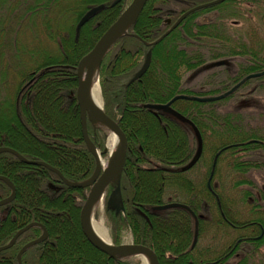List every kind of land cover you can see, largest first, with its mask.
Masks as SVG:
<instances>
[{"label":"trees","instance_id":"1","mask_svg":"<svg viewBox=\"0 0 264 264\" xmlns=\"http://www.w3.org/2000/svg\"><path fill=\"white\" fill-rule=\"evenodd\" d=\"M7 1L9 0L0 1V5ZM130 1L77 0L73 6L62 8L63 12L60 13L65 15H61L60 20L67 19V24L64 25L62 20L60 24L55 22V30L47 34L48 38H55L57 41L58 53L41 56V60H36L38 63H34L33 67L25 71L21 60V56L25 52L24 44L19 45L18 37L10 40L5 35L2 36V41H0V85L5 86L0 88L3 92V95L0 96V114L4 115L3 119L7 123L6 125L0 123V146L14 148L26 158L45 161L57 168L65 178L71 181L83 180L91 174L95 166V159L86 147L81 134L75 96L76 72L74 65L116 19L124 8V2L129 3ZM207 1L210 0H146L138 17L128 27L127 33L113 42L98 68L103 110L118 123L127 139L125 162L120 177L124 210L116 213L113 209L104 207L114 233L112 242L119 243V233L128 229L134 243H142L155 251L159 264H221L222 262L226 264L228 256L235 250L231 249L228 256L223 255L230 251L226 248L224 252H219L214 257H202L195 253L196 242L192 245L193 240L190 238L193 237L194 230L193 217L189 211L182 207L156 211L149 209L166 202L163 201V195L167 190L172 193L173 198L177 197L171 201L186 204L195 213L199 207L204 209L202 205L206 203L209 208L207 195L211 194L210 191L204 195L201 189H193L196 185L187 179V170L180 169L186 164L195 149V142H190L191 136L186 125L167 113L144 106L146 103H165L177 94H193L182 87L183 79L177 72L180 68L192 71L209 61L242 53L240 50L223 44H217L218 46L214 44L222 40V33H224L221 28L222 23L218 21L219 16L218 20L212 19L208 22L197 20L204 13L231 6L235 0H223L217 4L189 12L160 41L148 44L163 34L181 13ZM48 2L51 0H44L45 5ZM16 3L18 1L13 6ZM98 5H101V8L96 10L77 29V22L81 16ZM36 6L27 7L28 14L36 15L41 9ZM33 7L38 10H34ZM1 9L3 8L0 6V11ZM67 13H69L68 16ZM18 16V14L11 16L12 21H17ZM164 17L168 19L165 24ZM45 22V29H51L50 26H53L54 23ZM34 23L31 18L26 27L33 28L35 27ZM149 49L151 51L150 63L146 71L140 78L130 82V78L142 64L145 53ZM4 56L7 57L6 60L3 58ZM123 59H130L129 64L116 72L114 68ZM10 66L15 73L21 75L20 82L12 87L13 93L7 89L8 86L5 83ZM239 67L240 70L237 74L231 77L226 74L222 78L225 85L224 90L230 88L248 73L264 70V58L250 57L244 63H240ZM213 78L220 77L216 74ZM261 78L264 79V74L248 78L240 84L235 92L221 100L236 95V91L240 87L255 80H262ZM194 93L201 95L197 92ZM214 103L215 101L176 99L171 103V106L192 120L201 135L209 130L221 144L226 141L236 142L230 133L225 134L218 130L220 123L216 122L217 113L212 108ZM68 116L71 120L69 128L66 125ZM26 117L31 118L34 123L31 125H34L36 129L30 125ZM226 119L227 116L225 125L232 127V120ZM86 125L91 141L100 149V154L105 155L106 151L103 145L107 131L90 122H87ZM47 128H52L54 132H49L50 129ZM230 131L232 134L237 133L236 135L240 136L237 142H244V150L253 151L264 147V145H260L263 141L257 139L260 136H243L245 132L241 131L239 127L236 130L231 128ZM42 132L55 136L54 139H51L55 144L53 145L47 138L49 136H44ZM61 134L71 141L61 140ZM260 140L262 139L260 138ZM152 141H156V145L151 144ZM221 144L217 143L218 146L215 145V150L223 145ZM61 146L63 151L59 152V149L62 150ZM49 154H57L58 157L52 160ZM234 166L236 168L245 167L241 169L242 172H245L248 168L257 166V162H241ZM0 174L6 176L15 188L14 198L10 202L0 205V245L7 243L17 229L32 221L42 222L48 230L45 240L31 245L22 253L21 264H139V260L135 256L112 259L94 248L83 236L78 222V211L85 199L87 188L67 186L53 171L40 165L31 164L28 166L10 152H0ZM245 183L249 184L250 182L242 179L235 185ZM112 187L113 183L107 186L105 198ZM9 193L10 188L7 183L0 180V199L8 196ZM182 194L187 197L183 198ZM69 199L70 201H68ZM263 199L262 194L258 196L259 203ZM66 203L71 204V208L70 206L66 207ZM214 204L218 215L222 214L227 219L224 218L222 222L219 221L223 218L221 220L211 219L213 224L219 226L220 223H226L228 227L237 229L236 221L228 218L229 215L223 208L224 203L214 197ZM257 207L259 208V205L253 204L250 210L257 209ZM137 208L145 212L147 220L138 213ZM60 222L65 226L63 227ZM204 222L205 220L198 218L196 240L202 231ZM69 223H72L75 228L80 244L85 247V250L75 244V234H72L70 240H67L64 239V234L59 233L64 232ZM254 225L258 226L254 228ZM238 226L239 228L253 226L250 228L260 232L264 227V220L259 217L247 218L246 221L238 223ZM39 234L40 228L36 226H31L23 231L10 247L0 251V264H17L16 253L18 250ZM257 235L258 233L241 236L243 238L240 240V244H245V254L239 264H253L251 263L252 252L264 243V235L259 238L256 237ZM62 239L64 247L59 248ZM190 240L192 241L190 242Z\"/></svg>","mask_w":264,"mask_h":264},{"label":"rangeland","instance_id":"2","mask_svg":"<svg viewBox=\"0 0 264 264\" xmlns=\"http://www.w3.org/2000/svg\"><path fill=\"white\" fill-rule=\"evenodd\" d=\"M16 1H18V3L13 6ZM76 2L77 0H56L55 2L54 0H51V2H48L45 5L44 0H9L0 5L3 8L0 11V41H2V36L5 35L6 38L10 40H12V38L18 37L17 41L19 45L24 44L25 52L21 56L22 63L25 66L23 69L24 71L26 69H29L30 67H33L34 63H38V61L36 60H41V56L52 53H58L57 41L55 40V38H48L47 34L52 33V30H55V22H58L60 24V21L62 20L64 25L67 24V19L65 20V18H62L60 20V16L65 15L60 12H63L62 8L66 6H73ZM127 4L128 2H124V7ZM30 6H36V8L41 9H39L36 15H30L28 14L29 10L27 8ZM15 8L17 9L15 10ZM33 8L34 10L36 9L35 7ZM15 14L19 15L17 21H12L11 16ZM66 15L68 16L69 13H67ZM218 16L219 20L217 19ZM31 18H33L35 22V27L27 28L26 24L28 21H30ZM212 19L218 20L220 23H222L221 28L222 32H224L222 33V40L214 44L216 46H218L217 44H223L227 47L234 48L235 50H240L242 51V53L234 54L228 57H222V59L220 58L213 61H209V63L207 62L205 64H202L192 71H185L180 68L177 72L181 75V78L183 79L182 87L191 91L193 93L192 95H196L194 92H197L201 94L197 96L209 97L223 93L225 91V85L222 82V78H224L226 74L229 77L233 76L234 74H237L240 70V63H244L250 57L256 56V58H264V0H254L249 2L235 0L231 6L204 13L197 20L199 22H208ZM44 22L54 24L53 26H50L51 29L47 30L45 29ZM167 22V17H164V24ZM11 23L13 25H10ZM3 58H5V60L7 59L6 56H4ZM129 60H120L119 64H117L114 70L117 72L119 69L124 68L127 64H129ZM219 61H221V63H217ZM75 66L76 65H74V67ZM11 67L12 66L8 67L9 74L7 75V80L5 81V83L7 84L6 86H8L7 89L13 93L12 87L16 83L20 82L21 75L19 76V73H15ZM216 74H218L220 78H213L214 76H216ZM261 79L262 80H255L254 82L247 83L243 87H240V89L236 91V95L232 97L223 100H221L222 98L212 100L215 101V105L212 108H214V111H216L217 113L216 122L220 123L218 130L220 132L223 131V133L225 132V134L230 133V135H232V139L236 142L226 141L222 142V145L221 142L218 141L219 139L217 140L213 137L214 134L212 132L210 133L209 130H206L204 134L205 142H203L202 157L193 167L186 171L187 179H189L192 184L196 185L193 189H201L204 195H207V192L209 193V191L211 193L210 195H207L208 200L207 198H205L207 202H209V208L206 206L207 203L202 205L204 209H201L199 207V210H197V213L194 212V216L192 218L193 230L195 226V223L193 224V222H195V218L196 220H198L197 214H201V216L203 215V218H205V222L202 226V231L200 235H198L196 244L194 246L195 253L200 254L202 257H214L219 254V252H224L227 246L233 242L232 240L238 234L241 236L247 234L256 235L257 233L260 236L264 235V227L262 230L263 232L261 233L258 232L257 229H255L254 231L250 228L253 226H247L236 230L232 229L230 226L228 227L226 223H220L219 226H215L213 224L214 222L211 221V219L221 220L223 218L221 221H219L222 222L224 218L227 219L222 214L218 215L217 210L214 208V197L219 198V200L224 203L223 208L225 212L229 215L228 218H230L231 220L233 219L238 223L246 221L247 218L259 217L264 220V199L262 200L263 202L261 201V203H259L258 200V196H260L261 194L264 197V147H262V149L259 148L253 151L244 150V142H237L240 136L236 135L237 133L232 134L230 131L231 128H235L236 130V128L239 127L241 131L245 132L243 136H260V138L262 139L261 141H263L260 143V145H264V79ZM94 82L98 86L100 102L103 106V98L101 95V86L99 82L98 73L95 75ZM4 86L5 85H0V88L2 89L4 88ZM238 87H236V89ZM1 89L0 96L3 95ZM235 90L233 92H235ZM3 116V114H0V123H5L6 125L7 122L5 121V119H3ZM226 116V120H232V127L225 125ZM26 119L29 121L30 125L34 124L31 121L30 117H26ZM66 125L68 128L71 127V120L69 116ZM31 126L34 127V125ZM34 128L36 129V127ZM47 129H50L49 132L53 131L52 128ZM187 130L189 131L191 136L190 142H194L192 130L189 127H187ZM238 130L237 132H239ZM42 133L44 136H49L47 137L49 141H51L53 145L55 144L54 141L51 140L54 139L55 136L48 135L47 132ZM110 133L111 132H107L104 139L103 146L104 150L106 151L105 155L100 154V159L102 160V162L104 161V163L107 162L110 156V148L107 145V138ZM243 136L242 138H245ZM56 137H59V135H56ZM60 137L61 140H63L64 142L71 141V139L68 140L67 138H65L64 135ZM260 138L257 139L260 140ZM156 143V141L151 142V144L153 145H156ZM217 143H220L222 146H220L218 150H215V145ZM233 145L235 147L231 148L230 146ZM217 146L218 145H216V147ZM61 149V151L59 149V152L63 151V147ZM96 150L100 152V149L97 146ZM49 155L52 157L50 158L52 160L58 157L57 154ZM213 159L215 161L214 166H212ZM241 162H257V166L250 167L245 172H242L241 169L245 167L240 166L236 168L234 166L236 165V163L239 164ZM26 164L28 166L31 165L28 163ZM28 169L33 170L30 167H28ZM207 178H209V187L206 191L205 182ZM242 179H245L250 183L235 185L236 182ZM246 194H248V196H246ZM182 197L185 198L187 197V195L182 194ZM172 199H177V197L173 198L172 193H170L168 190L165 191L163 195V201L173 202L171 201ZM68 201H70V199ZM104 201L105 196H102L98 199L96 207L92 212V215L102 222L104 227L107 229L110 240L112 242V235L114 233L110 227V223L108 221L107 214L104 209ZM66 204V207L70 206L71 208V204ZM253 204L259 205V208L257 207V209L250 210ZM188 207L190 208V206ZM69 224L67 225V227H65L64 232L59 233L64 234L63 237L67 240H70L71 235L75 234V244L85 250V247L80 244V240L76 235V231L75 228H73L72 223L70 225ZM62 226H65L64 223L62 224ZM188 238L187 240H189ZM190 238L193 240V237ZM156 239L160 241L158 237H156ZM192 240H190V242ZM118 241L119 243L132 242L131 235L128 229L122 230L119 233ZM180 241L183 240L180 239ZM62 242L63 239L61 240L59 248H62V246L64 245H62ZM240 246L242 247V259L245 254V244H240ZM137 258L139 260V264H143L141 256H138ZM235 260L236 259L231 258L229 261L226 262V264H233ZM251 263L264 264V243L252 252Z\"/></svg>","mask_w":264,"mask_h":264},{"label":"water","instance_id":"3","mask_svg":"<svg viewBox=\"0 0 264 264\" xmlns=\"http://www.w3.org/2000/svg\"><path fill=\"white\" fill-rule=\"evenodd\" d=\"M221 1L223 0H211L208 2L198 4L184 11L183 13L180 14V16H178V18L163 34H161L157 39H155L154 41L148 44H154L158 42L170 30H172L189 12L199 9L201 7L219 3ZM145 2L146 0H131L119 13L116 19L99 36V38L95 41V43L90 48V50L87 51L78 60L75 66L76 79H77L75 96L79 111L81 134L86 144V147L88 148V150L91 152V154L94 156L95 159V166L90 176L84 180L70 181L66 179L63 176V174L54 166H51L50 164L42 160L28 159L24 157L22 154H20L14 148H11L9 146H0V152H10L22 162L28 164H38L46 167L47 169L57 173L60 179L67 186L79 187V188L89 187L86 197L80 208L79 224L83 236L94 248L105 253L112 259H122L131 256H146L149 264H159V260L155 251L149 246L140 243H132V242L112 244L110 241L109 242L102 241L94 234L89 223L92 206L104 194L106 187L111 183H113V187L107 196L105 204L108 208L113 209L116 213L119 211H123L122 197L120 191V177L125 162L126 148H127L126 136L123 130L119 127L118 123L104 112L102 106L97 107L89 100L87 91H88L90 76L94 70L96 71L95 74L98 73V68L103 56L105 55L109 47L113 44V42L116 39L127 33L128 27L136 20ZM99 8H101V5L91 8L84 15H82L77 23V29ZM150 55H151V51L149 49L145 53V57L141 66L138 68V70H136V72L130 78L129 80L130 82L140 78V76L146 71L150 63ZM217 63H221V61ZM263 74H264V70L260 72L250 73L246 75L244 78H242L239 82L234 84L229 90L216 96L200 97L194 95L188 96L185 94H178L173 96L169 101L165 103L144 104V106L149 109H154L170 114L176 120H178L181 123H185L192 129L197 139L196 150L193 156L191 157V159L180 168L181 170H186L190 168L197 161L201 152V140L198 129L196 128L194 123L190 119L182 115L180 112L172 108L171 103L176 99H190L201 102L220 99L233 92L235 88L238 87L240 83H242L244 80L251 77L261 76ZM87 121L93 125L101 126L102 128L106 129L108 132L114 134L118 139L117 152L115 154H110L106 163H102L100 161V153L98 152V150H96L95 145L88 136L87 127H86ZM214 162H213V166H214ZM0 180L6 182L10 188L9 195L0 199V205H3L10 202L14 198L15 188L13 183L6 176L0 174ZM169 207H182L184 209H187L191 213V215L194 216L193 211H191L189 207L177 202L157 205L154 206L153 209H166ZM140 214L146 218V216L142 212H140ZM32 225L40 226L42 228V232L38 237L28 241L18 250L16 254L17 264H21V254L28 247H30L34 243L43 241L46 238L47 232L45 227L41 223L35 221L29 222L26 225L17 229L7 243L0 245V251L10 247L17 238V236ZM196 236H197V220H195L192 245H194L196 241Z\"/></svg>","mask_w":264,"mask_h":264},{"label":"bare ground","instance_id":"4","mask_svg":"<svg viewBox=\"0 0 264 264\" xmlns=\"http://www.w3.org/2000/svg\"><path fill=\"white\" fill-rule=\"evenodd\" d=\"M95 72L96 71L94 70L92 72L91 76H90L87 94H88L89 100L95 106L100 107L101 106V102H100L99 90H98V86L94 82V78H95V75H96ZM107 145L110 148V154H115L117 152L118 139H117V137L114 134H112V133L109 134V136L107 138ZM101 162H102V160H101ZM96 204H97V202L94 203V205L92 206L91 215H90V218H89L90 227H91L92 231L94 232V234L98 238H100L102 241L109 242L110 241V237H109L107 229L104 227V225L102 224L101 221H99L97 218H95L92 215V212H93L94 208L96 207ZM141 260H142L143 264H149L148 259H147L146 256H141Z\"/></svg>","mask_w":264,"mask_h":264},{"label":"flooded vegetation","instance_id":"5","mask_svg":"<svg viewBox=\"0 0 264 264\" xmlns=\"http://www.w3.org/2000/svg\"><path fill=\"white\" fill-rule=\"evenodd\" d=\"M189 128H190V127H189ZM190 129H191V128H190ZM191 130H192V129H191ZM199 135H200V140H201V154H200V157H199V158L201 159V157H202V152H203V142H205V141H204V140H205V136H204L203 133H202V135L199 133ZM259 141H261V140H259ZM194 142H197V139H196L195 135H194ZM192 156H193V155H191L190 158H191ZM190 158L188 159V161L190 160ZM199 158H198V159H199ZM197 162H198V160H197ZM197 162H196V163H197ZM196 163H195V164H196ZM195 164H194V165H195ZM32 165H38V164H32ZM194 165H193V166H194ZM40 166H42V165H40ZM193 166H192V167H193ZM43 167H44V166H43ZM45 168H46V167H45ZM46 169H47V168H46ZM48 170H49V169H48ZM54 173H55V172H54ZM56 174H57V173H56ZM57 175H58V174H57ZM58 176H59V175H58ZM63 176H64V175H63ZM208 179H209V178H207V180H206V182H205V188H206V191L208 190V187H209V186H208V183H209V182H208ZM60 180H61V179H60ZM61 182H63V181L61 180ZM63 183H64V182H63ZM64 184H65V183H64ZM72 188H73V187H72ZM87 190H88V188H87ZM202 193H203V192H202ZM259 195H260V194H259ZM152 207H153V206H152ZM80 208H81V207H80ZM149 209H150V211H156V209H153V210H152L151 207H150ZM137 211H138V213H139V212H142L143 214H145V212L142 211V210H140L139 208H137ZM79 212H80V209H79V211H78V222H79ZM139 214H140V213H139ZM140 215H141V214H140ZM141 216H143V215H141ZM145 216H146V218H145L144 216H143V217L147 220L148 217H147L146 214H145ZM197 218H200L199 214H197ZM202 218H203V215L201 216V219H202ZM203 220H205V218H203ZM35 222H36V221H35ZM38 223H40V222H38ZM41 224L45 227L46 232H47V236H48V230H47L45 224H43L42 222H41ZM79 225H80V224H79ZM32 226H36V227L40 228V234H41V232H42V228H41L40 226H38V225H32ZM236 226H237V229H236V230H238V229H239L238 222H236ZM254 226L256 227V226H258V225H254ZM234 229H235V228H234ZM262 230H263V228H261V231H260L261 233L263 232ZM40 234H39V235H40ZM19 235H20V234H19ZM19 235H18V236H19ZM39 235H38V236H39ZM18 236H17V237H18ZM38 236H37V237H38ZM47 236H46V238H47ZM256 237L259 238L260 235H257ZM46 238H45V239H46ZM242 238H243V237H241V235H239V234L236 235V236L234 237V239L232 240V241H233L232 244L227 246V249L230 250V251H229V252H226V253H223L224 256H228V255H230L231 249H235V250L231 253V255L228 256V257H229L228 261H229L231 258L236 259V260L234 261L233 264H239V262H240V260H241V250H240V247H241V246H240V240H241ZM45 239H44V240H45ZM15 240H16V239H15ZM14 242H15V241H14ZM14 242H13V243H14ZM40 242H41V241H40ZM230 257H231V258H230ZM221 264H225V263L222 262Z\"/></svg>","mask_w":264,"mask_h":264}]
</instances>
